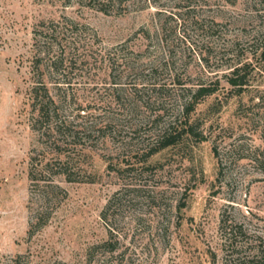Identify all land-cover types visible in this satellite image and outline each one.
Instances as JSON below:
<instances>
[{
	"label": "rangeland",
	"instance_id": "obj_1",
	"mask_svg": "<svg viewBox=\"0 0 264 264\" xmlns=\"http://www.w3.org/2000/svg\"><path fill=\"white\" fill-rule=\"evenodd\" d=\"M64 17L75 55L46 76L80 144L61 155L75 181L47 176L54 188L29 179L49 151L29 91L34 31ZM244 66L239 91L228 79ZM201 84L217 88L189 116L204 139L148 156ZM0 264H264V0L115 1L108 14L0 0Z\"/></svg>",
	"mask_w": 264,
	"mask_h": 264
},
{
	"label": "trees",
	"instance_id": "obj_2",
	"mask_svg": "<svg viewBox=\"0 0 264 264\" xmlns=\"http://www.w3.org/2000/svg\"><path fill=\"white\" fill-rule=\"evenodd\" d=\"M91 8L97 9L100 12L108 14L110 8L113 7L115 1H119L121 4L128 0H87ZM78 23L67 17L63 18V22H50L46 25L42 22L40 29H35L34 31V47L35 54L33 60V80L34 84L30 88L29 100L31 101V114H32V128L39 132L43 142L45 144V149L49 150L47 153L53 154L51 158L46 161L44 151L40 153L39 157L31 158L29 179L32 184L43 181L44 179L50 178L53 175H64L70 182L75 181L73 176L77 172H73L72 169L74 165H71L72 158L63 161L61 159L62 154L67 152H74L71 146H77L80 144V139L74 132L70 131V125L61 118L60 107L58 106L57 97L52 93L50 83H54L56 87L59 88V84L62 82L59 79L47 80L46 72L54 73L55 75H61L63 72V66L65 62L68 61V54L75 55V49L77 46L75 44L77 41L71 38L74 36L75 32L78 31ZM76 30V31H75ZM74 51V52H73ZM247 66L236 68L228 82L238 88L239 91L243 89L246 84V75L244 74V69ZM64 83V82H63ZM216 87H208L201 84L197 89L189 90V99L183 108L182 117L184 120L180 123L179 121H174L165 127L161 134L158 136L156 145L154 149L150 151L148 156L154 155L163 149L171 146L177 145L185 136H195L199 139H204V137L197 133L196 128L189 121L190 114L195 111L196 106L205 97L211 96L216 92ZM105 128H108L106 125ZM42 156V157H41ZM112 169V167H109ZM117 169H112L116 171ZM121 169H118L120 171ZM45 182V181H44ZM46 182L48 186L54 187L52 181ZM52 183V184H51ZM40 192L46 193L47 184L44 183ZM56 188H59V186ZM45 197V195L43 196ZM123 203L122 193H116L108 202L105 209L102 212V219L108 224L110 218V211L115 207L120 206ZM37 226L42 227L46 225L47 218L43 220L42 214L37 217ZM31 232H33L31 230ZM110 240L104 243V246H110L109 251L114 252L118 249L116 244H113L112 239L117 238L114 233V229L109 228ZM118 242V241H117Z\"/></svg>",
	"mask_w": 264,
	"mask_h": 264
}]
</instances>
